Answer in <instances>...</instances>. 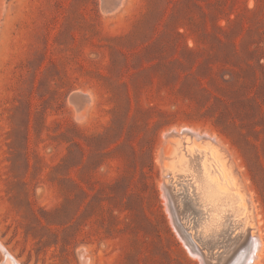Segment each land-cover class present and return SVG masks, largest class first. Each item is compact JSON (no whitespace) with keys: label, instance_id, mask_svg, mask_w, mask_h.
<instances>
[{"label":"rangeland","instance_id":"obj_1","mask_svg":"<svg viewBox=\"0 0 264 264\" xmlns=\"http://www.w3.org/2000/svg\"><path fill=\"white\" fill-rule=\"evenodd\" d=\"M186 130L228 162L264 264V0H0V245L18 264H200L188 233L219 258L205 206L183 233L162 189L195 198L163 173Z\"/></svg>","mask_w":264,"mask_h":264},{"label":"bare ground","instance_id":"obj_2","mask_svg":"<svg viewBox=\"0 0 264 264\" xmlns=\"http://www.w3.org/2000/svg\"><path fill=\"white\" fill-rule=\"evenodd\" d=\"M167 136L169 135H166V138ZM177 136L175 142L171 144V149L169 148L167 152V158L170 163H166L167 165L165 167L167 169H164L163 173L165 178L168 176H172V178L182 177V183L186 182L187 189L192 188V192L195 193V198H186V196L180 197L182 202L181 208V205H178L179 202H177V198L172 195L173 193H170V188L163 184L162 189L166 198L172 204L179 221V217L183 211L187 213L192 210L190 206L194 207V205L197 204L205 206V213L208 214L201 225V232H198L201 235V237L198 236V239H207L206 241L204 240L205 242L202 244L200 243L202 247L205 245L208 246L206 247L207 250L214 247V245L210 244L216 242V244L221 245L220 247L223 249V252L220 254L219 258L218 254L210 252L203 253L202 248H196L193 245L192 241L195 243L196 237L190 233H188V250L199 256L200 264H212L216 261H218L217 264H226L230 258V256L227 257V255L232 252L233 258L228 264H234V257L239 253V250H244L245 246H249V251H246L247 254L244 252L240 254L238 262L242 261V264H254L259 256L260 249L262 248L261 241L258 237L256 238L251 235L249 237V235L246 234L250 228L245 227V233L242 232L243 225L248 224V222L245 221L250 219V215L247 216V211L249 210H246L245 207L241 206L244 198L237 190L238 187L236 189L235 180L225 157L220 153L221 151H219L217 147L218 150L209 145L208 141L210 140H208L207 137H200L196 134L193 135V133L188 130L183 131L181 134L178 133ZM192 139L195 141L200 140V143H198V141L193 142ZM169 180L167 181L169 182ZM172 191H175V187ZM176 191H178V189H176ZM189 194L192 193L189 191ZM198 212L204 215L203 211ZM181 227L184 231L188 230V228H185L184 224H181ZM229 228L231 229V233L236 229H238V232L237 234L235 233V236L233 234L232 237L228 239L230 233ZM250 238L252 242L251 246L248 245ZM222 240H224V243H217ZM0 252L3 256L0 264H18L1 245Z\"/></svg>","mask_w":264,"mask_h":264},{"label":"water","instance_id":"obj_3","mask_svg":"<svg viewBox=\"0 0 264 264\" xmlns=\"http://www.w3.org/2000/svg\"><path fill=\"white\" fill-rule=\"evenodd\" d=\"M169 208H170L171 215H172V217H173V219H174V221H175L176 228H177L178 230H180L181 232L185 233L186 231H184L183 229H181V226L178 224L179 220H178V218H177V215H176V213H175V211H174V208H173V206H172L171 203H170V205H169ZM187 237H188V235H187ZM232 258H233V257H232ZM232 258H229L228 261L226 262V264H228V263L231 261ZM217 262H218V261H216L215 263H212V264H217ZM207 264H208V263H207Z\"/></svg>","mask_w":264,"mask_h":264}]
</instances>
